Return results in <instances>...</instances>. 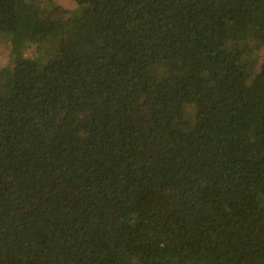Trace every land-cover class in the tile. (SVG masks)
Here are the masks:
<instances>
[{
    "label": "trees",
    "instance_id": "obj_1",
    "mask_svg": "<svg viewBox=\"0 0 264 264\" xmlns=\"http://www.w3.org/2000/svg\"><path fill=\"white\" fill-rule=\"evenodd\" d=\"M73 1L0 0V264H264V0Z\"/></svg>",
    "mask_w": 264,
    "mask_h": 264
},
{
    "label": "rangeland",
    "instance_id": "obj_2",
    "mask_svg": "<svg viewBox=\"0 0 264 264\" xmlns=\"http://www.w3.org/2000/svg\"><path fill=\"white\" fill-rule=\"evenodd\" d=\"M54 2L61 4L63 7L72 8L74 7V1L73 0H54ZM10 46L9 45H3L0 42V66H5L9 63L10 60ZM194 109L189 108L188 114L191 116V113H193Z\"/></svg>",
    "mask_w": 264,
    "mask_h": 264
}]
</instances>
